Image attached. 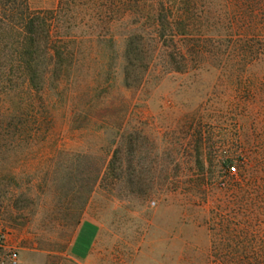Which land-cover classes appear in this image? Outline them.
<instances>
[{
  "label": "rangeland",
  "instance_id": "374dc122",
  "mask_svg": "<svg viewBox=\"0 0 264 264\" xmlns=\"http://www.w3.org/2000/svg\"><path fill=\"white\" fill-rule=\"evenodd\" d=\"M110 3L73 2L80 40H116L78 54L75 105L60 99L45 135L0 147V264L13 252L17 264H264V55L234 39L208 64L137 70L127 87L130 27ZM85 220L99 233L81 260L70 247Z\"/></svg>",
  "mask_w": 264,
  "mask_h": 264
},
{
  "label": "trees",
  "instance_id": "16d2710c",
  "mask_svg": "<svg viewBox=\"0 0 264 264\" xmlns=\"http://www.w3.org/2000/svg\"><path fill=\"white\" fill-rule=\"evenodd\" d=\"M63 1L36 9L30 0H0V147L45 135L57 102L64 98L65 106L75 105L80 51L100 54L115 44L113 36L80 40L73 31L75 0ZM110 8L120 15L113 24L130 27L123 52L127 87L140 83L133 79L137 70L160 65L183 72L201 56L208 64L210 55L234 39L244 54L264 55V0H111ZM118 153L119 148L105 172L115 181L121 178ZM238 253L249 259L255 254L246 246Z\"/></svg>",
  "mask_w": 264,
  "mask_h": 264
},
{
  "label": "crops",
  "instance_id": "0c3cea01",
  "mask_svg": "<svg viewBox=\"0 0 264 264\" xmlns=\"http://www.w3.org/2000/svg\"><path fill=\"white\" fill-rule=\"evenodd\" d=\"M98 233L99 226L96 222L90 220L82 221L71 243L70 250L72 255L81 260L89 257ZM85 244L89 245V247L85 248Z\"/></svg>",
  "mask_w": 264,
  "mask_h": 264
},
{
  "label": "built area",
  "instance_id": "2783aa9c",
  "mask_svg": "<svg viewBox=\"0 0 264 264\" xmlns=\"http://www.w3.org/2000/svg\"><path fill=\"white\" fill-rule=\"evenodd\" d=\"M229 171L231 173H234L236 171V167L235 166H229ZM10 260H11V263L12 264H17L18 263V253L17 252H13L11 254V257H10Z\"/></svg>",
  "mask_w": 264,
  "mask_h": 264
}]
</instances>
